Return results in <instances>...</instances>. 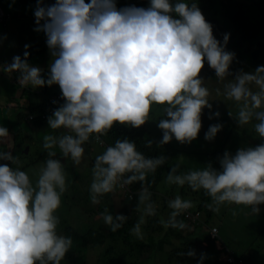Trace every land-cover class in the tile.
I'll use <instances>...</instances> for the list:
<instances>
[{"label": "clouds", "instance_id": "clouds-1", "mask_svg": "<svg viewBox=\"0 0 264 264\" xmlns=\"http://www.w3.org/2000/svg\"><path fill=\"white\" fill-rule=\"evenodd\" d=\"M34 17V30L46 34L53 57L47 75L28 63L27 51L25 59L15 55L0 70L12 75L18 72L22 86L59 85L64 103L53 110L47 123L51 129H67V134L59 138L46 135L43 147L58 145L62 156H70L75 165L81 164L84 143L93 133L100 140L116 123L138 128L148 121L154 104L163 106L159 144L173 137L190 143L201 129L203 108L212 107L209 90L199 75L205 60L216 77L224 79L235 57L226 50L230 34L218 40L197 2L188 0H149L147 7H118L116 0H55L50 5L36 0ZM223 94L239 105L237 123L257 121L255 132L264 138V65L252 72L241 70L224 85ZM221 128L220 123L209 125L205 139H214ZM9 137L8 128L0 126V144L10 148ZM55 156V151L48 152L35 183L26 171L0 164V264H61L69 250L71 237L57 233L55 212L66 190V177ZM15 159L11 151L0 150V160ZM164 161L163 155L146 157L132 139L116 140L95 157L92 202L98 203L100 196L117 185L142 183ZM219 163V169L209 163L183 174H177L179 164H175L167 181L188 184L193 191L205 190L212 198L208 207L214 211L224 203H234L249 205L258 213V205L264 203V143L241 147L235 154L225 150ZM150 197L148 188L142 186L139 204L146 215H155ZM168 207L172 212L168 220H161L164 227L185 228L177 216L192 207L191 201L177 195ZM103 219L116 231L126 216L105 213ZM142 223L143 217L131 230L139 238ZM187 255L195 256V251ZM203 260L202 254L197 264Z\"/></svg>", "mask_w": 264, "mask_h": 264}, {"label": "trees", "instance_id": "trees-1", "mask_svg": "<svg viewBox=\"0 0 264 264\" xmlns=\"http://www.w3.org/2000/svg\"><path fill=\"white\" fill-rule=\"evenodd\" d=\"M24 1L28 4L36 5V0ZM188 2H197L205 19L212 24L213 34L218 40L223 41L224 33L230 34L226 47L230 46L229 48L233 49L238 47L240 51L239 58L248 59L249 64L247 66L251 67L252 71L255 70L257 66L264 65L262 59L264 58V0L259 2L256 1L259 5L257 10L259 14H257V17H255L256 13L254 12H256V10L253 8V5L247 6V4H244V1L188 0ZM1 8L4 10L5 15H0V24L4 26H6L9 21L20 16L16 11L9 12L2 6ZM42 40L45 41V37H43ZM35 42L36 43H33L27 50L31 56L39 52L44 53L45 50H47L46 42L42 44L37 43L36 40ZM249 53L251 54L247 55ZM6 63L5 60L0 58V65H6ZM47 73L48 69L46 68L42 72V75L46 76ZM42 90L43 93L46 94L45 102L31 105L26 118L30 122L31 128L36 130V132L40 131L46 133L48 131L49 135L53 136L51 134L53 129L49 127L47 118L54 109L64 103V98L62 97L61 89L58 84H53L51 86L44 85ZM152 106H155V104ZM162 108V105L156 104V107L150 110L148 121L138 128L116 123L111 129L100 136V140L95 138L97 135L96 133H93L89 138V140H94L100 145L101 143H103V145L106 143L105 147L113 145L118 139L123 140L129 138L134 140L137 150L146 157L165 156L164 163L160 165L155 172L148 173L145 181L142 183L133 182L132 184L126 185L125 188L123 187V190L122 187H120L119 191L122 200L127 201L125 203L128 205H132L133 196L137 197L138 193L142 190V186L147 187L151 193L150 199L156 206L155 215H146L144 212H142L143 214L138 213L140 210L138 205H135L134 208L131 207L130 212L126 210L118 212L119 209L114 206V203L109 204L105 201L106 207L112 210L111 214L114 217L116 214H123L126 216V219L122 222V226L116 231H112L110 226L105 230H100V228L96 226L91 227V220L90 222H84L78 226L71 225L67 222L68 225L64 229H61V231L57 229L58 234L71 237L72 239V244L66 252L65 257L62 259L61 264H87V251L91 247H101L102 252L99 256V261L102 262L101 264H152V262L155 261L154 258L160 255H165L166 264H197L202 254L204 256L203 264H233V262H230L232 257L236 261L242 260V264L247 263L243 255L244 252L250 251L249 246L242 249L239 244L237 250L241 251L235 253V246L237 245L238 247V244L235 242L234 247H231L227 242L223 241L220 234L223 235L224 230L218 223H213L212 221L215 211L208 207V205L211 204V197L207 193L206 197L200 199L197 205H192L194 210L197 208L203 210V216L199 223H191V219L185 217L184 212H181L177 216V220L182 221L186 225L183 229L171 226L165 228L161 223V220H168L170 215H168L166 211L170 210V213L172 212V209L168 207V201L174 197L167 195V189H165L166 193L157 190V186L164 180L177 159V153L174 151L173 143L170 141L160 145L159 141L162 138L153 135L147 127L149 121L154 122V119L159 116L158 114ZM226 110L227 108L216 109L211 114L215 121L222 124V137L213 140L216 142L213 144L217 147L211 148L209 154L210 158L213 160L212 166L217 169L220 168L219 158L223 156L225 150L228 151L235 143L237 149L247 147L249 143L255 146L260 144V141L264 143V138L259 137L255 132L254 125L257 121L252 120L245 125H239L237 123L235 117L239 111V105L229 111ZM217 111L219 112V116L213 115V113ZM230 112L232 115L229 114ZM159 119L160 117L155 120L159 122ZM24 132L25 130L20 129L19 134L21 133L22 135L21 139H26V141H22L21 144L23 145L24 143L26 146H29L30 143L34 144L36 141H32V136L30 139L31 134H25ZM37 141L38 146L40 143H42V145L44 144L43 139H38ZM86 143L87 142L84 144L86 145ZM48 151L54 150L52 148L47 149V152ZM78 180H80L79 175L73 181V186L77 184ZM131 194L133 195L132 197L130 196ZM82 199L81 197L80 201ZM68 206L70 207V205ZM97 210L101 211V208ZM88 212L90 214L89 219H93L94 216L97 215L92 209H88ZM259 214L263 216V219L260 221L261 231L263 233L258 234V236H253L254 238L257 237V241L263 244L264 210H260ZM81 217H83V215ZM142 217L144 220V223L141 224L142 238H139L131 230ZM225 220L226 216H224V221ZM232 220L233 219L229 221ZM214 226L218 228V231L217 234L212 237L210 231ZM201 236H203L202 239ZM218 243H220V245H218ZM262 247H264V245ZM79 250H82L81 254H79ZM189 250H194L195 256H188L187 252ZM263 250L264 249H261V251ZM248 255L253 256V253L249 252ZM262 256L263 255H256V257L260 258H262ZM149 258L151 261L148 260ZM159 258H161V256ZM262 261H264V258ZM252 264L257 263L252 262Z\"/></svg>", "mask_w": 264, "mask_h": 264}, {"label": "rangeland", "instance_id": "rangeland-1", "mask_svg": "<svg viewBox=\"0 0 264 264\" xmlns=\"http://www.w3.org/2000/svg\"><path fill=\"white\" fill-rule=\"evenodd\" d=\"M235 1L238 2L244 1V4H247V6L253 5V8L256 10V12H254L256 13L255 17H257V14H259V12L257 11L259 5L256 3V1L259 2L263 0H235ZM4 2L7 3L8 0H4ZM43 2L44 4L50 5L54 3L55 0H43ZM116 2L118 7H123L127 5L147 7L149 5V0H116ZM0 5L4 7V3L2 0H0ZM24 21L23 20L21 21V26L23 29L28 28V30L23 33L22 31H20V29H14L13 35L15 37L7 38V40L10 41V43L13 46L17 42L25 41L26 44L29 45V47L27 48L28 50L33 43H36L35 40L37 41V43L40 44L46 42L47 39L46 34L43 31L34 30L36 28L35 17H28ZM22 34L25 36L23 40L21 39ZM43 37H45V41L42 40ZM4 44L5 43H3V45ZM46 47H47V52L51 54L47 44ZM229 47H226V50L234 52L235 57L233 59V62L229 66V75L227 77H225L224 79H220L216 77L215 70L208 65L206 60L199 74L201 77L204 78L203 83L209 90L208 99L210 100L209 102L212 105V107L210 109L208 107H204L202 110L201 113L202 126L198 133V136L190 143H181L180 141L176 140L174 137L171 140V143H173L174 145V151L177 153V159L173 164L174 165L179 164V168L177 169V174H183L191 170H200L207 167L209 163L211 165L213 164V160L210 158L209 155L210 149L217 147L213 144L216 143L213 140L222 137L221 134L222 131L220 129V131H218V133L216 134L215 138L212 140L205 139V132L208 130L209 125L218 123L217 121H215V119L212 118L211 114L216 109L227 108L226 111H229L238 106L235 101L227 99L224 96L223 94L224 85L228 82V80L233 79L235 75L239 73L241 70L246 72H252V68L247 66L249 64L248 63L249 60L239 58L240 57L239 48L235 47L233 49ZM250 54L251 53L247 55ZM262 59L264 61V58ZM155 107L156 104L155 106H152L151 109ZM158 115L159 116H157L155 119L159 117L160 119L162 118L163 115L162 109L160 110ZM210 116L211 119L209 118ZM155 119L154 122L149 121L147 123L148 130H150L153 135L162 138L163 131L158 127L159 122H157ZM51 134L53 135V137L59 138L60 136L67 134V131L63 128L53 129V132L51 131ZM13 135L17 137L11 140L13 141L21 140L22 137L21 133L19 134V132H16ZM46 135H49L48 131L46 133L38 131L35 134L32 132L31 133V136L33 138L32 141H37L38 139L44 140V137ZM86 142H87L86 148L94 153V157L88 158L87 164L85 163L86 160L85 157H83L80 165H75L73 161L70 159L66 163L65 162L62 163V167L64 169L65 177H66V190L61 195V204L55 212V215H57V217L59 218L57 229L60 231L61 229H64L68 225L67 222H69L71 225L78 226L83 224L84 222H90V220H91V227L96 226L97 228H100V230H105L106 228L109 227V225L105 224L103 219V214L112 212V210L109 207H106V202L104 201L106 198L103 195H106V193L99 197L98 203L100 204L98 203L94 204L91 200V194H90V185L93 179L92 168L95 162V157L99 154H102L106 150L105 147L106 143L102 146L100 145L101 146L100 147L99 144L94 140H88ZM260 143L262 142L260 141ZM248 146L254 147L255 145L249 143ZM30 147H31L30 155H25L23 157V160L25 158L27 159H25L23 162L21 161V166L22 165L26 166L27 169L29 168L32 169L38 166V168L34 170L32 169L33 173H37L36 176L33 175V179H31L33 183H35L41 165L46 159H48L47 151H46L47 149H45L43 146H41L38 149L37 142H34V145ZM27 148L28 147H26V149ZM228 151L232 154H235V152L237 151L236 143L234 144V146L230 147ZM26 156H29L30 159H28V157ZM7 163L10 164L11 162L7 161ZM19 169L25 170V168H19ZM78 175L80 177V180H78L77 184L73 186V181ZM167 176L168 173L164 178V180L157 186V190L166 193L165 189H167L168 196H173L175 198V196L179 195L182 199L191 201L192 205L194 206L197 205L200 199L206 197L205 190L200 189L192 192V189L188 184L180 186L174 183H169L167 181ZM81 197L83 199L80 201ZM138 197H139V193L137 197L133 199L132 204L135 205L137 203L138 207L140 208L138 213L143 214L142 212H144V206L139 204ZM210 203H212V198ZM68 205H70V207ZM258 207L260 210H264V203H261L260 205H258ZM100 208L101 211L97 210ZM88 209H92V211L94 210L97 213V216H94L93 219H89L90 214L88 212ZM166 213L170 215V210H167ZM82 215L83 217H81ZM223 215L226 216L225 221ZM231 219L233 220L229 221ZM262 219L263 216H261L259 212L256 213L252 211V207L249 205L224 203L219 206V211H215L212 221L213 223H218L223 228L224 233L223 235L220 234V236L223 238L224 242H227L231 247H234L235 242L238 244V247L237 245L235 246L236 249L235 253H237V251H241V250H237L239 248V244L241 245L242 249H244L246 246H249L250 251L248 250L244 252L243 255V257L247 262L246 264H252V262L257 264H263L264 261L262 260L264 258V250L261 251V249H264V247H262L264 243L261 244L260 242L257 241V237L254 238V236H258V234L263 233L261 231V222H260ZM202 238L203 236H201V239ZM81 252L82 250H79V254H81ZM101 252H102L101 247L89 248V250L87 251V262H88L87 264H101L102 262L99 261V256ZM249 252H252L253 256L248 255ZM256 255H263V256L262 258H260V257H256ZM160 256L161 258H159ZM160 256L155 257L154 258L155 261H153L152 264L165 263V255H160ZM148 260L151 261L150 258Z\"/></svg>", "mask_w": 264, "mask_h": 264}, {"label": "crops", "instance_id": "crops-1", "mask_svg": "<svg viewBox=\"0 0 264 264\" xmlns=\"http://www.w3.org/2000/svg\"><path fill=\"white\" fill-rule=\"evenodd\" d=\"M4 9L9 12H17L20 16L16 17L15 19L9 21L6 26L0 24V58L7 62L6 64H10L12 59L15 55H20L22 59H25L24 52L27 50L25 48L26 42L21 41L15 43L13 46L10 41L7 40L8 37H15L13 35L14 29H20L23 33L28 30V28H22L21 21L26 20L28 17H34V9L36 5H31L26 3L24 0H8V2H4ZM25 22V21H24ZM10 24V25H9ZM25 36L22 34L21 39L23 40ZM3 43H5L3 45ZM28 63L33 66H38L42 69V72L48 68L50 63L52 62L53 57L51 54L45 50L44 53L39 52L33 56L28 55L26 57ZM18 76L19 73H15L12 75L11 73H7L3 70L0 72V126L7 127L9 130V140L11 147L9 148L8 145L0 144V150L4 151H11V153L16 158L14 162H11L9 165L14 167L21 168V161L23 162V157L25 155H30V146L34 145L30 143V145L26 146L21 144L22 141H26V139L22 138L20 141H13L11 139H15L13 134L16 132H20V129L25 130V134H31L32 132L35 134L36 130L32 129L30 126V122L27 120L26 116L30 110L31 105L34 104H41L45 102L46 94L43 93L42 87L38 86L33 88L31 85L22 86L18 83ZM25 113V114H24ZM23 117V118H22ZM67 131V129H65ZM31 139V135H30ZM38 142V141H36ZM43 146L40 144L38 149ZM100 146V144H99ZM102 146V145H101ZM100 146V147H101ZM26 147H28L26 149ZM85 154L84 157L86 158L85 163L87 164V160L89 157H94V153L86 148L84 144ZM53 150L56 152V156L54 158L59 159L61 163L67 162L71 157H63L60 153V149L58 145L53 147ZM47 151V150H46ZM49 152V151H48ZM47 152V157H48ZM28 159H30L29 156ZM0 164H8L6 160H0ZM28 165V164H27ZM22 168H25L30 178L33 179V175L36 176L37 173H33V170L38 168V166L34 168L27 169L26 166L22 165ZM120 186H116L114 191L106 193L103 195L106 199L104 201L108 202L109 204L114 203V206L119 209L118 212H122L126 210L127 212L131 211V207L134 208L137 204L128 205L126 204L125 200H122L121 194L119 193ZM124 201V202H123ZM125 203V204H124ZM97 216V215H96Z\"/></svg>", "mask_w": 264, "mask_h": 264}, {"label": "built area", "instance_id": "built-area-1", "mask_svg": "<svg viewBox=\"0 0 264 264\" xmlns=\"http://www.w3.org/2000/svg\"><path fill=\"white\" fill-rule=\"evenodd\" d=\"M0 15L1 16H4L5 15V12L4 10L1 8L0 6ZM15 71H13L12 73H14ZM126 187V185L124 186V188ZM131 197L133 196L132 194L130 195ZM184 214H185V217L187 218H190L191 219V223L193 222L194 224H197L200 222V219H201V215H202V212L200 209H196L194 210L192 207L187 209V210H184L183 211ZM217 231H218V228L217 227H212L211 228V231H210V234L212 237H214L216 234H217ZM230 262H233V264H242V260H234V258L232 257V259H230Z\"/></svg>", "mask_w": 264, "mask_h": 264}]
</instances>
